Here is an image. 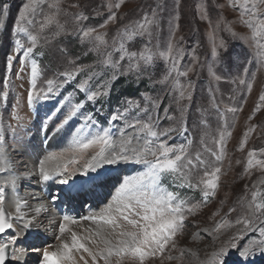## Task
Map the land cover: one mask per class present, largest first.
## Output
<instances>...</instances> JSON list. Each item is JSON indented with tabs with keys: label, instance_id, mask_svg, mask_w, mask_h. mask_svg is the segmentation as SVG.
I'll return each mask as SVG.
<instances>
[{
	"label": "snow or ice",
	"instance_id": "1",
	"mask_svg": "<svg viewBox=\"0 0 264 264\" xmlns=\"http://www.w3.org/2000/svg\"><path fill=\"white\" fill-rule=\"evenodd\" d=\"M123 3L124 0L109 3L107 19L96 27L84 23L89 19L84 6L70 5L82 8L80 12L72 14L76 26L71 31L59 19L61 13L68 15L61 7L62 0H26L22 3L12 28V51L16 54L22 52L19 56L21 70L26 61L31 62L28 106L31 108L38 101H47L54 92L53 79L46 81V90L37 88L40 67L32 59L33 55H43V52L35 50L41 46L42 41L45 44L49 42L47 32L54 28L55 36L78 38L81 45H86L88 53L97 57L98 64L109 81L116 82L125 78L139 83L147 78L153 84L165 86L180 113L179 117L167 116V119L177 120L179 129L168 127L161 130V118L158 115L153 117L147 106L150 102L152 109H156L160 106V101L143 93L145 107L128 99L123 111L118 109L108 120L109 125L117 120L123 121L118 135H114L110 127L100 128L92 113L84 114L82 111L85 100L95 104L102 96L110 95V89L101 90L105 86H98L96 90L91 88L90 81L95 73H90L86 79L76 84L74 91L83 93V100L73 103V94L69 93L60 101L61 108L68 106V111L62 118L58 115L61 111L58 108L41 119L40 130L47 137L49 132L60 135L74 119L83 116V122L67 132V145L58 151H47L39 156L38 163L31 169L25 166L24 171L16 170L5 147L4 129L0 126V264H29V258L34 253L39 254V264H125V261L148 264L150 260L162 258L166 252L175 249L176 237L183 233L187 216L195 215L217 194L222 174L221 164L225 158V142L231 133L222 126L218 135H213L208 130L207 121L201 120L204 130L198 141L199 147L194 149L196 142L186 135L188 127L184 115L187 108L182 103L192 99V83L187 78L198 65L201 70L207 68L210 80L221 81L222 77L215 69L229 57L228 44L220 35L221 32L247 42L259 58L258 62L264 64V0H228L227 6L238 10V22L249 30L246 36L234 31L222 14L218 15L213 24L210 14L212 5L209 0H203L199 6V16L201 20L208 21L210 53L201 60L193 49L192 63L184 68L181 67L185 56L181 46L183 37L175 40V33L179 29L178 13L173 18L175 23L171 27L170 39L163 48L158 42L153 43L154 34L160 28L156 8L151 9L150 13L145 12L139 19L120 26L111 41L107 32L98 31V28H106L110 22L115 24L121 19L117 10ZM41 5H47L49 11L43 12ZM215 7L220 8L221 5L215 4ZM6 9L7 5L3 4L0 23H6ZM38 14L43 16L41 21L35 19ZM61 52L67 53V49L62 48ZM16 58L12 54L7 56L9 73ZM78 59L79 57L73 58L69 54L66 61L68 68L59 73L63 78L59 87L75 80L84 71L85 66L78 64ZM157 61L165 63L166 72L162 79L153 80L152 67ZM17 77L19 78V73ZM237 79L240 85H246L248 91H251L252 83L244 78ZM236 82L237 80H233V83ZM8 97L9 79L5 75L3 90L0 91V104L5 110ZM259 100L264 102V94L259 96ZM18 107L17 100L10 113L16 125H8L14 133L21 127ZM214 107L222 120L227 113L238 111L231 106L224 111L217 105ZM258 109L259 105L256 110ZM168 111L165 108V113ZM92 127H96L97 131H92ZM254 127L244 133L245 138L240 141L239 150L244 149L247 137ZM177 131L179 135L185 136V142L170 143L173 140L171 134ZM240 163L237 160V164ZM121 165H139L142 170L125 176L122 180L107 175L110 171H120ZM254 170L264 174V149L259 152L255 149L247 151L241 178H250ZM166 178L171 179L175 189L198 191L200 199L193 201L180 191L171 190L163 183ZM30 179H36L38 184L48 189L47 200L53 206L82 203L86 197L95 196L98 189L109 186L114 191L98 212L80 217L79 220L72 215L63 214L56 235L59 244L52 251L51 246L40 247L29 242L30 236L38 238L41 232H46L49 226L56 223L46 215L48 207L38 195L30 194L31 199L39 201L33 208L29 204V198L19 194L23 181ZM50 182L57 187L51 188ZM8 191L12 194L10 201ZM235 203L236 206L230 207L225 217L215 222L208 232L214 241L219 242L214 243L211 252L199 264H252L253 257H264V179L246 183ZM6 204L14 210H7ZM232 213L237 215L230 220L228 217ZM81 220L91 221L93 225L84 230L86 235L72 227ZM167 259L171 260L173 257L168 255Z\"/></svg>",
	"mask_w": 264,
	"mask_h": 264
},
{
	"label": "rangeland",
	"instance_id": "2",
	"mask_svg": "<svg viewBox=\"0 0 264 264\" xmlns=\"http://www.w3.org/2000/svg\"><path fill=\"white\" fill-rule=\"evenodd\" d=\"M24 2L26 0H2V4H0V13L3 11V4L7 5L6 23H0V91L3 90L4 76L7 75L9 79L7 110L0 104V126L4 129V143L9 158L17 171H24L25 166L31 169L38 163L39 156L44 155L47 151H58L67 145V132L74 130L75 127L83 122L82 115L74 119L65 132L60 135H53L52 132H49L48 136L45 137V134L40 130V122L46 114H50L58 108L61 109L58 115L62 118L63 114L68 111V106L65 105L61 108L60 101L69 93L73 94V103L83 100L84 94L74 91V89L76 84L86 79L90 73H95L90 81V86L93 90H96L98 86H105L101 90L110 89V95L102 96L95 104L85 100V107L82 110L84 114L92 113L100 128L110 127L113 134L118 135V130L123 126V121L117 120L112 125H109L108 120L118 109L123 111L126 106L125 102L128 99L139 102L141 107H145L146 103L143 93L160 101V106L156 109H152L150 102L147 104L153 117L158 115L161 118L159 128L161 130L168 127H177L179 129L177 120L167 119V116L179 117L180 113L177 110V104L168 95V89L165 86L153 84L147 78L139 83L133 79L125 78H121L116 82L109 81L105 71L99 66L97 57L93 53H88L86 45H81L78 38L63 35L55 36L54 28L47 32L49 42L45 44L42 41L41 46L35 50L36 52H43V55L32 56V59H35L40 67L37 88L46 90L48 87L46 81L53 79L55 81L54 92L50 99L38 101L30 108L27 103V90L30 87L31 62L30 60L26 61L23 70H21L19 56L22 55V52L16 54L12 51V28L18 15L19 7ZM115 2H118V0H62L61 7L67 11L68 15L61 13L59 19L61 23L66 24L67 30L71 31L76 26L73 22L72 14L80 12L82 8L70 7V5L78 4L86 8L85 14L89 16V19L84 23L87 26L96 27L107 19L109 14L107 5ZM202 3L203 0H179V6H177V0H124L121 8L117 10V15L121 19L115 24L110 22L106 28H98V31L107 32L108 39L111 41V37L116 34L120 26L130 20L139 19L145 12L150 13L151 9L156 8L159 14L160 28L154 34L153 43L158 42L163 48L166 47L170 39L171 27L175 23L173 18L178 13L179 29L175 33V40L178 41L180 37H183L181 46L184 49L185 56L181 62V67L184 68L192 63L193 49H195V55L201 60H204L210 53L211 39L208 21L201 20L199 16V6ZM209 4L213 8L210 13L213 24L216 23L218 15L222 14L224 20L230 22L234 31L242 36L248 35L249 30L238 22V10H233L227 6L228 0H214V2L209 0ZM215 4H219L221 7L216 8ZM41 8L45 13L49 11L47 5H41ZM39 11L40 9H38V13ZM35 19L41 21L43 16L38 14ZM220 35L227 41L229 48V57L215 69L217 74L221 75V81L210 80L207 68L205 67L201 70L197 65L187 78L192 83V88L190 89L192 99L191 101L185 100L182 102L187 108L184 115L188 127L186 135H189L196 142L194 143V149L199 147L198 141L204 130V126L200 124L201 120L207 121L208 130L213 135H218L222 126L231 133L225 142V158L221 164L220 187L216 196L201 207L195 215L187 216L183 233L176 237L175 249L166 252L162 258L150 260L148 264H199V261L204 260L207 254L211 252L214 243L219 242L214 241L213 236L208 234L214 223L225 217L230 207L236 206L235 202L242 194L246 183L264 179V174L258 170H254L250 178L247 176H244L243 179L241 178L247 151L255 149L259 152L260 149H264V102L259 100V96L264 94V64L258 62L259 58L244 40L233 38L227 32H221ZM22 39L26 40L23 37ZM62 48L67 49V53H62ZM9 54L17 57L13 60L10 73L7 71L6 65ZM69 54L73 58L79 57L77 63L85 66V68L75 80L59 87L63 79L59 73L68 68L66 61L69 58ZM245 68H247V72H245ZM152 71L153 80L162 79L166 72L165 63L157 61L153 65ZM17 73H19V78ZM237 78H244L247 82L252 83L251 91H248L246 85H240ZM233 80H237V82L233 83ZM117 90L125 94L120 96ZM130 91L132 92L130 93ZM17 100L19 101L18 114L21 117V127L14 133L8 125H16V121L10 117V113L12 106L17 104ZM214 105H217L221 111H224L228 106L236 107L238 111L236 113H227L225 119L222 120ZM258 105L259 109L256 110ZM165 108L169 109L168 113H165ZM252 126L255 127L249 133L244 149L239 150L240 141L245 138L244 133ZM91 130L97 131V128L92 127ZM171 135L173 140L169 141L170 143L185 142V136L179 135L178 131ZM45 140H47L46 143ZM237 160L241 161V163L237 164ZM141 170L142 168L139 165H121L120 171H110L107 175L122 180L125 176L134 175ZM163 183L169 186L171 190L180 191L182 195L188 196L193 201L200 199L198 191L175 189L170 178H166ZM53 185L50 182L52 188L57 187V185H54V187ZM44 189L45 186L38 184L36 179L25 180L23 185L19 187V194L21 195L30 197V194L38 193L41 199L45 201L48 210L51 211L50 217L52 219L55 218L56 223L52 224V228H55L54 231L48 228L46 232H41L39 237L36 238V242L29 239L30 243H35L40 247L43 245L53 246L56 242V244H59V241H56L55 233L58 230L59 220L61 219L58 214L59 211L56 212L55 206L48 202L47 196L41 194ZM113 191L114 188L111 186L105 189H98L95 196L87 197L89 201L76 203V206L73 204L72 207H65V211H69V215L79 220L80 217L98 212L107 203ZM11 195V192L8 191L7 197L9 201L11 200ZM90 201L91 203H89ZM12 209L14 210V208ZM214 213L218 214L213 215ZM236 215L237 213H232L228 218L230 220L235 219ZM80 222L91 223L83 220ZM47 232L50 233L48 234ZM197 233L201 235L197 236ZM181 252L184 254L181 255ZM35 255L32 254L30 256L29 264H39V258H34ZM168 255H171L173 259H167ZM125 264H133V262L125 261ZM252 264H264V257H253Z\"/></svg>",
	"mask_w": 264,
	"mask_h": 264
},
{
	"label": "bare ground",
	"instance_id": "3",
	"mask_svg": "<svg viewBox=\"0 0 264 264\" xmlns=\"http://www.w3.org/2000/svg\"><path fill=\"white\" fill-rule=\"evenodd\" d=\"M52 145V144H51ZM31 166V165H30ZM29 167V166H28ZM109 176V175H108ZM48 191V189H44V191H42L41 192V194L43 195V194H47L46 192ZM33 192V191H32ZM36 193V192H35ZM21 195V194H20ZM36 195H38V193H36ZM22 197H26V198H29V204L33 207V208H35L37 205H38V203H39V201H37V200H34V199H31L29 196H27V195H21ZM39 196V195H38ZM47 196V195H46ZM40 198H41V196H39ZM42 200V199H41ZM44 203H45V201H43ZM46 204V203H45ZM7 205V204H6ZM47 206V205H46ZM7 209L8 210H10V211H13V209L12 208H9L8 207V205H7ZM88 210V209H87ZM49 216H50V214H52L51 213V211H49L48 210V213H47ZM46 214V215H47ZM55 219V218H54ZM60 221V220H59ZM87 222H91V221H87ZM45 223L47 224V221L45 220ZM54 225V224H53ZM57 225V224H56ZM73 228H74V230H76V231H78V232H82V234H87V232L86 231H84V230H86V229H88L89 227H93V225L91 224V223H83V222H80L78 225H73L72 226ZM49 229L51 228V229H53V231L55 230V228H52V225L51 226H49L48 227ZM48 233V232H47ZM50 233V232H49ZM48 233V234H49ZM58 234V230L56 231V233H55V238H56V235ZM50 236H52V235H50ZM29 239L30 240H32V241H35L36 242V238H33L32 236H30L29 237ZM57 241V240H56ZM57 243V242H56ZM53 244V246H51L50 247V250H52V251H55L56 250V248H57V246H58V244ZM42 247H44V245L42 246ZM35 254V253H34ZM34 258H39V255H35V257ZM31 260H33V259H31Z\"/></svg>",
	"mask_w": 264,
	"mask_h": 264
},
{
	"label": "trees",
	"instance_id": "4",
	"mask_svg": "<svg viewBox=\"0 0 264 264\" xmlns=\"http://www.w3.org/2000/svg\"><path fill=\"white\" fill-rule=\"evenodd\" d=\"M116 85H118L117 83H116ZM119 86H121L120 84H119ZM118 89H119V87H118ZM121 90H122V88H121ZM117 92H119V95L120 96H123L124 94H123V92L122 91H120V90H117ZM132 91H130V93H131ZM130 93H128V94H130Z\"/></svg>",
	"mask_w": 264,
	"mask_h": 264
}]
</instances>
